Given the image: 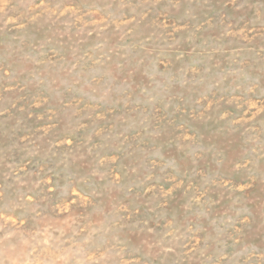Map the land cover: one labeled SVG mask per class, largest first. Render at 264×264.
Returning <instances> with one entry per match:
<instances>
[{
	"label": "rangeland",
	"instance_id": "rangeland-1",
	"mask_svg": "<svg viewBox=\"0 0 264 264\" xmlns=\"http://www.w3.org/2000/svg\"><path fill=\"white\" fill-rule=\"evenodd\" d=\"M0 264H264V0H0Z\"/></svg>",
	"mask_w": 264,
	"mask_h": 264
}]
</instances>
